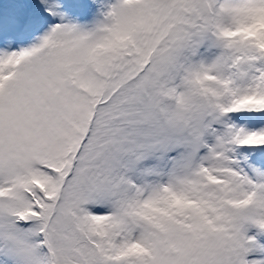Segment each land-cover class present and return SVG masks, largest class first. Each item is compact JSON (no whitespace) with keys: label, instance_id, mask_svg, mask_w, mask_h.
<instances>
[{"label":"snow or ice","instance_id":"snow-or-ice-1","mask_svg":"<svg viewBox=\"0 0 264 264\" xmlns=\"http://www.w3.org/2000/svg\"><path fill=\"white\" fill-rule=\"evenodd\" d=\"M0 264H264V0H0Z\"/></svg>","mask_w":264,"mask_h":264}]
</instances>
